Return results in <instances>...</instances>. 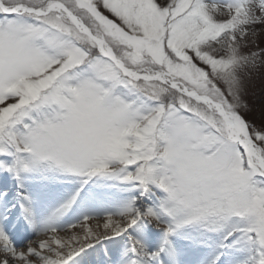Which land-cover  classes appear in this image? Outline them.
I'll list each match as a JSON object with an SVG mask.
<instances>
[{
    "label": "snow or ice",
    "instance_id": "snow-or-ice-1",
    "mask_svg": "<svg viewBox=\"0 0 264 264\" xmlns=\"http://www.w3.org/2000/svg\"><path fill=\"white\" fill-rule=\"evenodd\" d=\"M0 264H264V0H0Z\"/></svg>",
    "mask_w": 264,
    "mask_h": 264
}]
</instances>
